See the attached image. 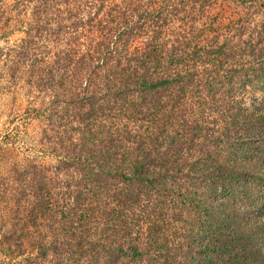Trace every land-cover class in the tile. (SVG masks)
Returning a JSON list of instances; mask_svg holds the SVG:
<instances>
[{"label": "trees", "instance_id": "obj_1", "mask_svg": "<svg viewBox=\"0 0 264 264\" xmlns=\"http://www.w3.org/2000/svg\"><path fill=\"white\" fill-rule=\"evenodd\" d=\"M0 39L50 157L0 182V244L264 264V0H0Z\"/></svg>", "mask_w": 264, "mask_h": 264}, {"label": "rangeland", "instance_id": "obj_2", "mask_svg": "<svg viewBox=\"0 0 264 264\" xmlns=\"http://www.w3.org/2000/svg\"><path fill=\"white\" fill-rule=\"evenodd\" d=\"M21 34L14 32L11 41H16ZM6 44L0 39V47ZM3 58H0V182L8 179L9 172L16 164L31 159L49 160L42 156L39 145L42 122L29 109L37 105L29 104L18 86L12 85L6 76H2ZM54 215L49 217L47 229H52ZM7 243V242H6ZM0 264H54L50 257L36 253H17L12 244H0Z\"/></svg>", "mask_w": 264, "mask_h": 264}]
</instances>
